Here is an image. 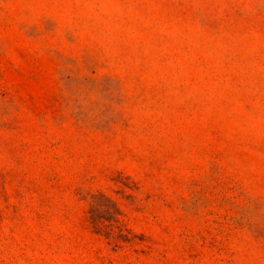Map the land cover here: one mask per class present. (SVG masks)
I'll use <instances>...</instances> for the list:
<instances>
[{
  "label": "rangeland",
  "instance_id": "1",
  "mask_svg": "<svg viewBox=\"0 0 264 264\" xmlns=\"http://www.w3.org/2000/svg\"><path fill=\"white\" fill-rule=\"evenodd\" d=\"M0 264H264V0H0Z\"/></svg>",
  "mask_w": 264,
  "mask_h": 264
},
{
  "label": "trees",
  "instance_id": "2",
  "mask_svg": "<svg viewBox=\"0 0 264 264\" xmlns=\"http://www.w3.org/2000/svg\"><path fill=\"white\" fill-rule=\"evenodd\" d=\"M89 212H90V219L93 225L97 228L101 227L103 216L101 215V211L99 210V207L96 205L95 202L92 203Z\"/></svg>",
  "mask_w": 264,
  "mask_h": 264
}]
</instances>
